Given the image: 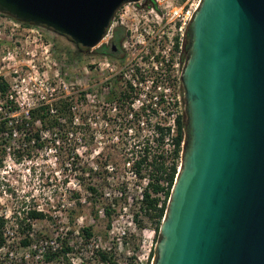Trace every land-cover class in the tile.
Listing matches in <instances>:
<instances>
[{
    "label": "water",
    "instance_id": "water-1",
    "mask_svg": "<svg viewBox=\"0 0 264 264\" xmlns=\"http://www.w3.org/2000/svg\"><path fill=\"white\" fill-rule=\"evenodd\" d=\"M139 0H0L91 48ZM182 71L188 139L153 264H264V0H199Z\"/></svg>",
    "mask_w": 264,
    "mask_h": 264
},
{
    "label": "rangeland",
    "instance_id": "rangeland-1",
    "mask_svg": "<svg viewBox=\"0 0 264 264\" xmlns=\"http://www.w3.org/2000/svg\"><path fill=\"white\" fill-rule=\"evenodd\" d=\"M149 1L144 0L146 3ZM198 2L199 0L188 1L193 5ZM8 17L12 16L0 12V18L7 20ZM15 28H6L5 33L1 32L0 56L5 48L17 54L16 60L11 63H15L19 69L20 79H25L19 84L16 99L24 102L25 106L36 102L42 94L49 98L51 91L44 81L48 78L47 82H51L52 87L56 88L55 92H69L72 96L70 102L77 106L75 112L82 123L79 126L65 124V132L58 128L42 130L41 123H28V132L41 129L45 134L34 142L31 139L33 136L28 135L30 141L24 137L25 145H22L23 136L19 131L11 139L10 144L12 141L13 143L10 147L8 143L0 141V215L8 219L5 226L6 244L0 248V264H95L98 262L93 253L95 250L110 251L120 264L131 260L153 264L154 257L148 259L150 250L155 246L152 226L141 214L138 220L142 225L135 218L141 202L139 189L142 179L132 177L125 163L126 149L133 146L140 133H143L130 135L125 124L111 123L107 127H101L96 118L92 125L88 124L90 103L80 95L85 92L83 89L86 87L84 67L87 48L80 50L67 36L45 26L21 24ZM29 28H34V31L27 30ZM37 31L52 43L48 60L42 58L34 42L25 41L28 33L32 40ZM35 52L36 55L33 56ZM128 52L129 55L132 54V46ZM122 62L121 60L119 64ZM27 64H36L42 80H28L31 68ZM117 90L120 91L119 85L114 92ZM95 105L99 107L101 103ZM13 106L8 101L7 93L0 95L1 118L16 126L21 122V115L10 110ZM184 120L186 123L185 115ZM15 126L13 128L17 129ZM56 136L59 142L54 141ZM169 149L170 145L167 144L155 147L152 161H148L149 166L144 160L139 162L141 175L152 180L156 174L154 170L162 162L160 153L164 151L166 155ZM87 186L98 188L104 205L112 203L115 212L109 225L103 214V207H99V215L94 216L91 204L93 197ZM29 208L42 210L48 217L30 221L33 228L30 233L31 244L24 245L23 234L17 230L14 222L17 220L16 216L24 218ZM85 226H92L95 232L87 242L79 235V229ZM68 231L73 233L69 235ZM68 235L66 240L74 244L76 242L73 251L65 257L47 261L45 253L53 250L46 247V241L53 240L57 245L55 251L58 252L61 240Z\"/></svg>",
    "mask_w": 264,
    "mask_h": 264
},
{
    "label": "built area",
    "instance_id": "built-area-1",
    "mask_svg": "<svg viewBox=\"0 0 264 264\" xmlns=\"http://www.w3.org/2000/svg\"><path fill=\"white\" fill-rule=\"evenodd\" d=\"M188 1L150 0L146 3L144 0H139L122 4L115 12L102 39L89 50H96L102 44H106L112 38L114 29L122 27L124 33L121 41L123 55L120 59L95 55L90 63L98 76L93 80L90 78V67L87 61L84 67L86 87L83 89L85 92L80 95H83L85 100L90 103L88 124L92 125L96 118L101 123V127L118 123L125 124L126 131L130 135L143 133H140L137 141L133 146L127 148L125 153V163L130 174L134 178L142 179L139 189L140 198H142L143 189L151 179L137 172V163L144 160L145 164L149 166L148 161H152V155L155 154L152 152L155 147L167 144L170 145L169 151H166V155L163 151L160 153V157L162 158L161 164L168 167L172 160V137L176 136L178 130L177 119L181 116L184 120L186 105L181 77L189 48V26L199 3L193 5ZM21 24L24 22L12 17H8L7 20L0 18V34L1 32L5 33L6 28L15 30V27H19ZM27 30L34 31V28ZM30 36L31 34L28 33L25 41L34 42L42 58L48 60L52 43L38 31L33 34L32 40L29 39ZM130 46L133 47V52L129 55ZM16 55V52L9 48L3 50V55L0 56V81H5L8 84V101L16 106V109L13 110L14 113L21 115L20 123L27 120L25 124H28L29 109L41 105L48 106L50 114H56L54 104L64 100L68 103L71 112L72 126L81 125L80 117L75 112L77 106L70 102L72 96L68 94L69 92H55L56 88L52 87L51 82H47L48 78L44 81L47 83V89L51 91L49 98L42 94L36 102L25 106L24 102H19L16 99L15 93L19 89V84L25 79V77L20 79L19 69L15 63H11L16 60ZM35 55L36 52L33 56ZM121 60L123 62L120 65ZM27 66L31 68V75L27 77L29 81L42 80L39 78L36 64H27ZM118 85L120 91L114 92ZM113 93L115 96L111 98ZM95 103H101V105L98 107ZM58 120L66 121L64 117H59ZM34 123L41 125L40 120H36ZM16 131L18 130L13 128L10 141H7L8 147L13 143L12 141L10 144L13 136L17 134ZM46 131L49 132V130ZM182 132L185 138L186 126H182ZM19 133L23 136L22 145H25V133L21 131ZM43 133L45 134L39 129L38 138ZM56 137L54 141L59 142ZM31 139L34 142L36 138L32 137ZM184 144L185 142L182 141V148ZM182 152L183 150L180 152L181 157L177 170L180 168ZM46 244V247L53 251L57 249L53 240L46 241Z\"/></svg>",
    "mask_w": 264,
    "mask_h": 264
},
{
    "label": "trees",
    "instance_id": "trees-1",
    "mask_svg": "<svg viewBox=\"0 0 264 264\" xmlns=\"http://www.w3.org/2000/svg\"><path fill=\"white\" fill-rule=\"evenodd\" d=\"M26 25H31L29 23H24ZM116 33L120 35V40L123 37V31L121 28L116 29ZM80 50L83 49V47L79 46ZM100 52H104L108 54L107 48H102ZM8 90V84L5 81H0V95L4 96L7 93ZM114 97V94L111 95V98ZM55 107V113L56 114H50V108L45 105H41L38 107H34L29 109L28 113L30 116V120L28 123H31L32 125L36 120H40L43 128H58L61 132H65V124H71V112L68 106V103L64 100L58 101L54 104ZM16 109V106L14 105L10 110ZM2 115L0 114V118ZM64 117L65 119H68L69 122L66 120L65 122H59L58 118ZM14 124H9L7 119L1 118L0 119V141L4 144L7 143V141H10V137L13 133V127ZM182 126H186V137H183L182 132ZM18 131L25 132V139L28 141V135L33 136L35 138H38L39 129L34 131L33 129L28 132L26 130V124L23 123H17L16 126ZM177 134L176 136L172 137V143H173V149L171 152V163L168 167H164L163 164H160L156 167L155 175L153 176V179L150 180L147 184V186L143 189L142 192V198L139 206V211L135 213V218L138 220L139 214L144 217L146 221L150 223L152 226V230L154 232V241L156 242L158 234H159V227L161 224V221L165 215V210L167 208V202L168 198L170 196V192L172 189V186L174 184L175 176L178 172L177 166L180 156L181 150L184 149L181 147V142H186L188 139V127L185 124V120L182 119V117H178L177 119ZM27 132L29 134H27ZM30 136V137H31ZM137 172L141 173V168L139 167V163H137ZM153 175V174H152ZM88 191L93 197L92 201V209L94 216L97 217L99 215V207H103V214L108 220V225L111 221V216L115 212V209L112 206V203L107 202V204L104 205L102 197L98 193V188L94 186H87ZM95 207H97L95 209ZM71 218H73V212H70ZM48 215L43 212L42 210H39L37 208H29L26 211V214L24 216L25 221H23L24 218L20 219L16 216V221L14 222L15 227L19 232L23 234L22 238V244H31V237L30 233L33 232L32 224L30 221L35 220H42L47 218ZM27 219V221H26ZM8 222V219L5 218L4 215H0V248L3 247L6 244V236H5V226ZM142 225V224H141ZM69 235L73 233V231L67 232ZM79 235L81 236L82 240L87 242L89 239H91L95 232L93 230L92 226H85L81 227L79 229ZM68 236H64V239L61 240V246L58 252L52 251V252H46L45 253V259L47 261H51L54 258H58L60 256L65 257L67 253H70L73 251L75 244L73 242H70L66 239L69 238ZM94 255L97 257L98 262L95 264H99V262L102 263H110V264H120L116 261L115 256L107 250H95ZM156 255V251L150 250V253L148 255V259H152ZM148 262V261H147ZM142 263V262H133L132 260L129 261L126 264H148V263Z\"/></svg>",
    "mask_w": 264,
    "mask_h": 264
},
{
    "label": "flooded vegetation",
    "instance_id": "flooded-vegetation-1",
    "mask_svg": "<svg viewBox=\"0 0 264 264\" xmlns=\"http://www.w3.org/2000/svg\"><path fill=\"white\" fill-rule=\"evenodd\" d=\"M121 28L123 31L122 27H117ZM114 29L112 38L106 43L102 44L98 49L90 51L89 48H87L86 52V61L89 64L90 67V78L93 80L95 77L98 76V73H95L93 71V66L91 65L90 61L92 58L97 55L99 57L105 56V57H111V58H116L120 59V57L123 55V50L121 49V41L120 40V35L116 33V29ZM124 34V33H123ZM123 38V37H122ZM102 48H107L108 49V54L104 52H100Z\"/></svg>",
    "mask_w": 264,
    "mask_h": 264
}]
</instances>
